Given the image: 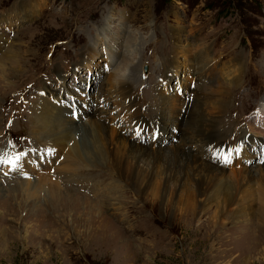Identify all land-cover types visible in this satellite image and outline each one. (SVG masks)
<instances>
[{
	"label": "rangeland",
	"instance_id": "374dc122",
	"mask_svg": "<svg viewBox=\"0 0 264 264\" xmlns=\"http://www.w3.org/2000/svg\"><path fill=\"white\" fill-rule=\"evenodd\" d=\"M7 51L0 157L30 152L42 104L74 101L64 118L73 128H104L113 162L89 158L74 173L65 150L53 149L48 170L36 150L17 169L7 157L0 264H264V0H0V58ZM126 58L138 68L123 97L116 80L129 76ZM24 90V100L14 96ZM103 94L109 104L99 106ZM201 107L215 123L196 136L205 146L174 155ZM136 121L142 129L132 136ZM83 137L76 133L89 151ZM118 137L145 148L125 160L141 184L116 165ZM219 147L229 162L216 157ZM240 149L245 155L230 152ZM43 174L73 197V208L61 210L59 201L53 210L44 193L25 195L27 183L46 182Z\"/></svg>",
	"mask_w": 264,
	"mask_h": 264
},
{
	"label": "bare ground",
	"instance_id": "6f19581e",
	"mask_svg": "<svg viewBox=\"0 0 264 264\" xmlns=\"http://www.w3.org/2000/svg\"><path fill=\"white\" fill-rule=\"evenodd\" d=\"M9 50H10V48H9ZM8 55L10 56V55H12V53L10 51H7V52H5V54H2V56L0 58V62L1 61L3 62ZM12 57H14V56H12ZM86 58H88V57L86 56ZM126 59H124L122 61L121 69H123L125 72L129 71V76L127 75V77H125V78H123L121 76V77H119V79L116 80L117 83L119 84V88H122L120 90V92H122L121 94H122L123 97L127 96L128 92H129V89L133 88L134 85H131V82H135V80H134L135 74L134 73H135V71L138 68V66H136V68H134L135 64L133 62H129V60L128 59L126 60ZM202 60H207L206 56H200L199 59L197 58V61H199V62H201ZM3 68H4V65L0 64V70L3 69ZM202 70H204V69L200 68V70H198L199 72L196 73V76L197 75L200 76ZM2 75H4V70L2 71ZM57 75H59V74H57ZM60 81L61 82H59V83H63L62 79H60ZM234 81L237 83L236 79ZM234 81H233V83H234ZM48 92H49V90H48ZM225 93H227L226 89H224V91H222V92L220 91L217 94H219V96L221 98L222 95L225 94ZM104 95L105 94H103V96ZM114 95H117V94H113L111 97L113 98ZM104 97H106V96H104ZM107 97L104 100H102V102H99L98 105L100 106L101 104H103V106H106L107 104H109L108 102H109V97L110 96L108 98ZM195 101H196V103H199V105H200L201 101H199V99H196V97H194V101L193 102H195ZM217 101H219V100H215L211 104H207L205 107L206 108L210 107L212 104L213 105H217V103H218ZM111 103H112V101L110 102V104ZM76 106H77V104L74 103V101L66 103V105L63 106V108H60L62 106H57L55 108L53 103H51L50 101H48L47 104H42V106L40 107V109H39V111L37 113L36 120L32 121V125H33V128H32L33 131L32 132L35 135H40L39 138H42V140L44 141L43 144H45V145H41L40 144V143H42V141L39 138L36 139L35 137H33V139L35 138L37 141L36 142L34 141L35 144L31 148L29 153H23L22 155L19 156V160H16V161H12L13 157L10 158V157H8V155H6L5 158H1L0 157V164L1 163L4 164V161L8 157V159H7L8 165L9 166L10 165L11 166L14 165V168L16 166L15 169H17V166L21 165V167H22L24 162H33V161H35L33 159V156H35V155H33L31 152L36 150L38 153L42 154V156H43L42 158L44 159V161L42 163H44V166H46V169L48 170L49 164H45L46 163L45 161H46V159H48L49 160L48 163H50L51 161L53 162V160L56 159L55 157H57V154H54V150H53L54 148L57 150L58 153L61 150H65L64 160H66L69 163V165L72 167V169H70V171H72L74 173H76L81 168L82 163L85 162V161L89 162L90 160L95 161V160L99 159V161L103 162V164L106 163V162H113V161H109V158H110V155L112 154V152L108 151V144H109V140L108 139L109 138L105 135V132H103V131H105L104 128H102L98 123H96V124L93 123L91 125L92 128L91 127H86L85 124H82L84 126H81V127H78V128L77 127L73 128L74 125H73V127L70 126L73 123L70 122V121H67V119L64 118L63 114L64 113H71L69 111V108L70 107L74 108ZM112 106H113V104H112ZM126 108L124 110H127ZM195 112H196L197 115H202V117H200V119L198 120L199 121L198 123H196V124L194 123V125H193V123L190 122L191 126L187 127V133L188 134H189L190 130L193 132V135L191 136V139H189V141L186 140V141L181 142L180 145L178 146L179 148L174 147L172 150H170L171 153L173 152L174 155H178V157L180 156L181 153L184 154L188 150H192V151L196 150L193 147H196L198 142H199V144L201 142V148L203 146H205V143L202 142L200 139H197L196 136L201 134V133H203V132H206L207 130L209 131V128L211 129V127H213L212 125L215 124L214 122L213 123L212 122L209 123L211 119H208L206 116H204V115H206L205 114L206 110L203 109L202 107H201V109L198 108ZM85 113H88V112L85 111ZM81 114H83V112ZM77 116H78V114H77ZM104 117H105V115L104 116L102 115V118H104ZM77 118L79 119V116ZM137 120H140V119H137ZM175 121H177L176 128H179V126L181 125L180 124L181 121L180 122L178 120H175ZM88 124H90V123H88ZM189 127H191V129H189ZM140 129H142V128H141L140 124L138 123V121H136L134 123L133 128H132V130H134L135 132L130 133V134L131 135L134 134V133L138 134L140 132ZM80 130H82V131H80ZM144 130H146V129H144ZM81 132H83V135H84L83 138L86 140L85 144H87L90 147L89 151H84L81 148V144L79 143L80 141H78L77 138H76V133L79 134ZM113 135H114V133H113ZM199 137H200V135H199ZM202 137H203V135H202ZM43 138L46 139V140H44ZM112 138L113 137H111V140H112ZM115 138H117V137H115ZM118 139L115 141V143L118 145L117 146L118 151H120L121 154H123V156L121 155L118 158H114V159H117L116 165L122 167V169L125 168V169L128 170L127 174L129 173L128 177H131V180H132L131 182H134L136 184H141L142 182H144V180L140 177V175L136 174V172H134L132 169L127 167L125 160H126V157L128 156V154H130V151L136 153V151H140L141 152L145 148L144 147L139 148V146H141V145L135 143V145H136L135 146V145H133L134 144L133 142H132V145L129 146L127 144V142H129V141L127 139H123V137H118ZM38 140H40V141H38ZM139 140H142V139H138V141ZM38 142H39V144H38ZM129 143H131V142H129ZM46 144H48L49 146L50 145L52 146L51 147L52 149H50V150H53V153L47 151L48 149L47 150L41 149V148H44L42 146L46 147ZM126 145H127V147H126ZM129 147H130V149H128ZM242 147H243V144H242ZM198 148H199V146H198ZM219 148H222V149H217L218 151L219 150H223L225 147L224 148L223 147H219ZM4 149H2L0 151L1 155H3V153H4L3 150ZM240 150H236L235 152L233 150H230V152H232L231 154L238 152V155L239 154L240 155H245L243 153V149H240ZM198 154L203 156L202 152L199 149H198ZM95 157L97 159H94ZM89 158H90V160H89ZM207 158H209V159L211 158L212 159V156L208 155ZM260 161H263V160L260 158ZM197 163L199 165L202 164L200 162H197ZM127 164L129 165V163H127ZM36 165H38V164H36ZM202 165H204L203 168L206 167L207 169L211 170V166L209 164H202ZM207 165H209L210 168L207 167ZM38 167L39 168H43V167H41V165L38 166ZM86 167H88V165ZM120 167H118V168H120ZM213 169H215V168H213ZM215 170H217V169H215ZM217 171H219V170H217ZM219 172H222V171H219ZM43 176H41V177L45 178L46 182H44V179H42V180H39L36 184L31 185V186H30V183L28 184L26 182L27 183L26 185H28V186H27V188H25V195H28V196L30 195V196L36 198V196L37 197L42 196V195H40V193H44L43 196H42L43 199H44V196H45V199L44 200L42 199L44 201L43 203L52 202L50 205L48 204V207L52 208L53 210L57 209L55 206L58 207L57 203L59 201H60V204H59L58 208H61V210L62 209H70V208H73L76 205V204H74L75 201L70 199V197H72V196L64 195L62 192L59 191L56 179L53 178V176L52 177H50L49 175L46 176V174L45 175L43 174ZM29 187H31V188H29ZM21 190H24V188L22 186H21ZM62 197H65L64 201L67 202L66 203L67 205H65L66 207L62 205V201H63ZM38 200H39V198H38ZM81 203L83 204L82 207H84V205H85L84 201L81 202ZM90 212H91V210H90ZM99 215L100 214L98 213V216H97L98 218H99Z\"/></svg>",
	"mask_w": 264,
	"mask_h": 264
},
{
	"label": "snow or ice",
	"instance_id": "6c2138e0",
	"mask_svg": "<svg viewBox=\"0 0 264 264\" xmlns=\"http://www.w3.org/2000/svg\"><path fill=\"white\" fill-rule=\"evenodd\" d=\"M226 162H229V161L226 159Z\"/></svg>",
	"mask_w": 264,
	"mask_h": 264
}]
</instances>
